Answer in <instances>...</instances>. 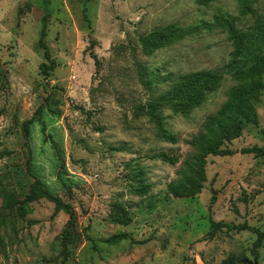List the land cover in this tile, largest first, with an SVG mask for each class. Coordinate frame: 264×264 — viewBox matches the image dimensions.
<instances>
[{
  "label": "rangeland",
  "instance_id": "rangeland-1",
  "mask_svg": "<svg viewBox=\"0 0 264 264\" xmlns=\"http://www.w3.org/2000/svg\"><path fill=\"white\" fill-rule=\"evenodd\" d=\"M218 14L247 31L264 20V0H0V264H220L230 256L264 264V240L251 253L252 231L223 227L206 237L209 217L264 232V157L241 152L264 148V93L257 123L227 144L233 153L206 157L200 192L167 194L193 150L188 141L237 84L225 67L227 33L213 25ZM44 15L49 58L38 44ZM168 24L198 27L144 53L139 36ZM201 70L221 82L187 115L160 107L175 136L163 140L137 107ZM158 152L178 161L151 158ZM139 167L145 195L132 189ZM115 203L127 224L112 221Z\"/></svg>",
  "mask_w": 264,
  "mask_h": 264
},
{
  "label": "trees",
  "instance_id": "trees-1",
  "mask_svg": "<svg viewBox=\"0 0 264 264\" xmlns=\"http://www.w3.org/2000/svg\"><path fill=\"white\" fill-rule=\"evenodd\" d=\"M198 2H205V0H198ZM214 22V26L226 31L227 38L231 43L232 51L225 67L231 72L237 84L227 91L225 103L214 113L206 116L202 123V130L188 141L193 150L184 161V167L179 172V179L167 184V194L177 198L193 197L203 188V183L206 180L205 166L208 155L225 156L233 153L227 144L238 138L247 124L257 123L256 104L264 93V82L262 81V74H264V20L257 21L255 26L247 31L238 29L225 14L216 15ZM204 25L208 27L209 23ZM45 27L46 15L42 18L38 44L44 49L45 57L49 58L47 46L43 41ZM197 27L183 28L175 24H168L146 35L139 36V44L144 53H151L163 44L193 32ZM40 66L45 70L48 65L41 63ZM138 74L144 85L150 84L149 79H147L149 73L145 72L141 64H138ZM221 80L222 75L215 71L191 72L180 76L167 90L150 97L137 108L148 116L163 140L174 142L175 136L164 127L159 112L160 107L166 105L174 112L187 115L189 111L199 106L206 99L208 91L215 88ZM30 122H32L31 119L28 124ZM241 152L252 153L255 157H264V148L256 145L243 147ZM150 156L170 165H174L178 161L177 156L166 152H158ZM142 175L143 171L140 167L132 173V179L136 183L132 189L137 195H145L149 190V185L144 183ZM45 195L52 199L58 207L68 210V206L56 197H52L49 193H45ZM113 208L115 214L112 219L113 222L125 225L130 221L124 205L115 203ZM209 225L206 237L210 239L223 227L228 231L249 230L255 233L256 238L251 249L253 255L258 254V248L264 240L263 231L245 222L229 224L215 221L209 217ZM123 236L119 234L113 238ZM220 264H236V261L230 256L222 260Z\"/></svg>",
  "mask_w": 264,
  "mask_h": 264
},
{
  "label": "water",
  "instance_id": "water-1",
  "mask_svg": "<svg viewBox=\"0 0 264 264\" xmlns=\"http://www.w3.org/2000/svg\"><path fill=\"white\" fill-rule=\"evenodd\" d=\"M245 264H256V259L250 260V259H245L244 260Z\"/></svg>",
  "mask_w": 264,
  "mask_h": 264
}]
</instances>
